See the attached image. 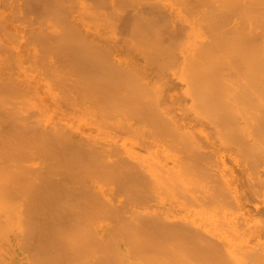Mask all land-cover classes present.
I'll list each match as a JSON object with an SVG mask.
<instances>
[{
    "label": "bare ground",
    "instance_id": "6f19581e",
    "mask_svg": "<svg viewBox=\"0 0 264 264\" xmlns=\"http://www.w3.org/2000/svg\"><path fill=\"white\" fill-rule=\"evenodd\" d=\"M64 1L36 3L45 12L68 9L71 0ZM106 2L107 14L91 1L97 9L90 10L100 11L81 31L77 18L75 28L65 24V9L61 25L49 11L42 20L56 26L47 28L38 15L31 20L55 37L28 29L36 37L23 31L28 38H21L16 25L17 38L1 30L8 36L0 35V264H228L230 254L212 242L192 199L180 204L195 184L189 183L198 161L217 155L228 173L225 139L244 158L249 153L250 173L264 153L259 0ZM202 179L208 201L217 181ZM219 251L227 255L214 263Z\"/></svg>",
    "mask_w": 264,
    "mask_h": 264
},
{
    "label": "rangeland",
    "instance_id": "374dc122",
    "mask_svg": "<svg viewBox=\"0 0 264 264\" xmlns=\"http://www.w3.org/2000/svg\"><path fill=\"white\" fill-rule=\"evenodd\" d=\"M16 1V2H15ZM18 1H19V3H18ZM23 1V2H22ZM66 1V0H65ZM65 1H64V4H65ZM69 0H67V2H66V4L67 5H69L68 3L69 2H71L70 3V6L69 7H71V4H72V2H77L78 0H71V1H69ZM81 1V3H79V6H78V2H77V4H75V3H73V4H75L76 5V7L78 6V8L76 9L77 10V12H74L75 11V8H73L74 6H72L71 7V9H69V7H68V9L67 8H64L65 10H68V11H70V14H69V12L67 11L66 12V15L67 16H71V21H68V19L66 20V17H65V15H63L64 17L62 18V14H65L64 12H63V10H62V8L60 9V7H58V8H55V7H51V8H48V9H44L45 10V12L42 10V11H39V10H41V8H40V6L39 5H37V0H0V22H2V24H4L3 26H0V35H1V30H2V28L3 27H5L4 28V30L5 29H7V30H9V32L11 31V32H15V35H17L16 37H14L13 36V38H17L18 37V33H16V32H18L17 31V28H18V30H20L19 31V33H20V37L23 35V31H25L24 32V35L26 34L27 36L29 35V38H30V36H31V38H33L32 36L33 35H35L34 37H36V33L35 34H32V35H30L31 33H30V31L29 30H32V32L34 33V31H39V30H43V29H45V30H43V31H41L42 32V34L44 33L45 34V32H49V30L51 31L52 29H46V27L47 28H49V26L51 25V23L53 22V20L55 19V17H57V19H58V13H60L58 10H62L61 11V13H60V15L61 16H59V17H61L59 20H55L54 22H57L58 23V21H59V23H58V25L60 24L61 25V23H60V20H62V22H63V19H64V21L66 20L67 21V23H65V22H63V23H65V24H68L69 22L70 23H72L71 24V26L75 23V24H77L76 26H77V30H78V28H80V27H82L83 28V26L84 25H86L88 22H89V24L90 23H92V21L94 22L96 19H92V18H94L97 14H98V12L100 11V9H98V12H97V10H96V12H94L95 11V9L94 10H92L93 9V7H95L96 8V6H94L92 3H91V1H95V4L97 5V8H101V7H98V6H101V4L104 6V8L103 9H105V11H104V13L105 14H107L106 13V11L108 10L109 11V8L110 7H108V9H107V7H105L106 6V4H107V0L106 1H104V2H106V4H104V2H100V0L97 2L96 0H90V2H88V3H86L87 2V0H80ZM83 1V2H82ZM86 1V2H85ZM22 2V3H21ZM35 2V3H34ZM3 3V4H2ZM28 3V4H27ZM99 3H100V5H99ZM18 4V5H17ZM27 6H26V5ZM32 5V7H31V5ZM72 4V5H73ZM90 4H92L93 5V7L91 6V10H90ZM6 5V6H5ZM22 5H23V7H22ZM30 5V6H29ZM37 5V6H36ZM108 5V4H107ZM2 6V7H1ZM21 6V7H20ZM38 6H39V8H38ZM259 22H260V30L261 29H264V22H262V21H264V1L263 0H259ZM34 7V8H33ZM65 7H66V5H65ZM82 7H85V8H82ZM89 7V8H88ZM13 8H15V9H13ZM17 8V9H16ZM25 8V9H24ZM32 8V9H31ZM36 8V9H35ZM54 8L55 9H57L56 10V12L55 11H53L54 10ZM96 8V9H97ZM20 9V10H19ZM74 9V10H73ZM79 9V10H78ZM83 9V10H82ZM15 10V11H14ZM17 10L19 11L18 13H17ZM27 10V11H26ZM33 10H35L36 12L37 11H39L40 13L41 12H44L43 14H44V16H43V14L41 13H39L38 12V14H36V12L35 11H33V12H35V16H31L32 14L31 13H33L32 11ZM46 10H47V12H46ZM88 12H87V11ZM89 10H90V13H89ZM48 11L50 12V14L48 13ZM78 11H79V13H78ZM85 13H84V12ZM93 11V12H92ZM107 11V12H108ZM261 11V12H260ZM3 12V13H2ZM22 12H24L23 13V15H22ZM29 12H30V15H29ZM51 12H52V15H53V20L51 19V18H49L50 20H46L47 22H45V19L46 18H48V17H50L51 16ZM57 14V15H55V13ZM71 12H72V14L73 15H71ZM27 13V14H26ZM76 13V14H75ZM78 13V14H77ZM93 13V14H92ZM97 13V14H96ZM263 13V14H262ZM2 14H5V16L4 15H2ZM16 14V15H15ZM49 14V15H48ZM90 14H92V15H90ZM20 15V16H19ZM26 15H29V16H26ZM36 15H38V19H37V16ZM40 15H41V17H40ZM48 15V17H46ZM78 15V17H75V16H77ZM82 15V16H81ZM91 16V17H89V16ZM10 16V17H9ZM18 16H19V18L22 16V19H20L21 21L22 20H24V18L26 19V20H24V23H23V21H22V23H23V25H22V23L20 22V20H18L19 18H18ZM25 16V17H24ZM46 17V18H44V20H42V18L43 17ZM55 16V17H54ZM6 17V18H5ZM29 17L31 18L30 19V21H29ZM33 17V18H32ZM34 17H35V19H37V21H39V19H40V22L39 23H41L42 21H43V23L45 24V28H41L42 26H44V24H39L38 22L36 23V21H31V20H33L34 19ZM40 17V18H39ZM261 17H262V19L263 20H261ZM13 18V19H12ZM77 18V19H76ZM88 18H91V19H88ZM4 19H8V20H6L7 22H4ZM9 19H12V20H14V21H17V22H12V21H9ZM27 19H28V24H26V21H27ZM72 19H76L75 20V22L74 21H72ZM78 20H79V22H78ZM4 22V23H3ZM21 23V25L20 26H18L17 24H20ZM30 22H31V25L32 24H34V23H36V24H34V26L32 27L31 25H30ZM53 22V25L54 24H57V23H54ZM74 22V23H73ZM80 24H78V23ZM48 23H50V25L48 24ZM82 23H83V26H82ZM1 24V25H2ZM12 24H14V25H12ZM40 26H39V25ZM46 24H48V25H46ZM65 24H63L62 26L63 27H65L66 25ZM15 25H16V27H15ZM25 25H27V29H26V26ZM32 27V29L30 28V26ZM35 25H38V26H35ZM65 25V26H64ZM69 25V24H68ZM66 26L67 28H69V26ZM79 25V26H78ZM25 26V27H24ZM54 26H56V25H54ZM262 26V27H261ZM13 27V28H12ZM63 27H61V29H63ZM72 27H74L75 28V26L73 25ZM41 28V29H40ZM51 28V27H50ZM59 28H60V26H59ZM82 28H80L79 30L81 31L82 30ZM14 29H15V31H14ZM24 29H26V30H24ZM29 29V30H28ZM65 29V28H64ZM48 30V31H47ZM59 30V29H58ZM57 30V32L59 33V31ZM3 31V30H2ZM29 31V32H28ZM54 30H52L50 33H51V35H52V32H53ZM61 31V30H60ZM264 30H261L260 31V33H261V35L262 36H260V44H261V42H262V40H263V42H264V33H262ZM4 33L6 32V30L5 31H3ZM27 32H28V34H27ZM56 32V33H57ZM50 33H48L49 34V36H50ZM53 33H55V31L53 32ZM7 34V33H6ZM10 34H12V33H10ZM41 35L40 34V36H43V37H45V35H48L47 33L45 34V35ZM13 35H14V33H13ZM56 36H57V34H55ZM2 36H4V37H6V36H8V34L7 35H5V34H3L2 33ZM11 36V35H10ZM9 36V37H10ZM27 36H22L21 38H28ZM39 36V35H38ZM49 36H46V37H49ZM53 36V35H52ZM58 36H59V34H58ZM9 37H7V38H9ZM19 37V38H20ZM53 37H55V36H53ZM11 38H12V36H11ZM263 42H262V44H263ZM262 44L260 45V48H262V50H261V54H260V60H261V63H260V65H261V77L262 78H264V70H263V68H264V65L262 66V64L264 63V52H262V51H264V49H263V46H264V44H263V46H262ZM263 59V60H262ZM240 138H241V136H240ZM226 140V145H222L221 143H220V145H221V147H222V153H221V158H222V160L224 161V164H225V166L228 168V173L226 174V175H224L223 174V172H222V170L220 169V167L218 166V160H217V157L219 158V156H215V155H213V158H212V160L210 159V157L212 156L211 154H210V156L209 157H207V161L209 162V163H211L212 161V163L209 165V164H207V166L204 164V163H207V161H206V157L204 158V156L206 155V156H208L209 155V153H204L203 154V159H205V161L206 162H199L198 161V164H197V168H199V169H196V171L199 173H196V175H195V177H196V179H193V178H195L194 176H192V180L193 181H191V183H189V184H192V183H194V181H195V184H196V186H195V184L193 185V187L190 185V187H192V188H190V192L188 193V194H186L185 196H183L182 198H181V206H183V205H185V206H187V204L189 203V204H191L190 205V209L191 210H193L194 211V213L196 214V216L199 218V220H200V223H202L203 225H209V237H211V239H215L214 241H212L210 238V240L212 241V242H215L216 240V242L217 243H219V244H221L222 245V248H223V250H222V248L221 247H218L219 245H217V247H218V249L219 248H221V250L222 251H227V253L228 254H230L229 256V258H231V260H227V261H225V262H228V264H229V262H231V264H232V262L234 263V260H235V263L237 262V264H249L250 263V261L252 262L251 264H255V263H257L258 262V264H261V263H259L260 262V258H259V261H257L256 259H258V256H260L261 258H262V263H263V258L264 257H262L261 255L263 254L264 255V183L263 184H261V186H260V183H262L261 181H263V179H264V170H262V168L263 167H261V166H263L264 165V157L262 156V155H264V153L262 154H260L259 155V157L261 158V160L260 161H255V157L258 155V154H255L256 156L254 157V155L252 156L253 157V159H254V162H253V166H254V169L256 170V171H254V173H253V170H252V173H250L251 172V170L249 169V167L247 166L248 164H249V162H247V164H246V160L248 161L249 159H248V154H246V152H245V155H246V158H244L243 157V152H241L240 154H239V150H237V151H235L234 150V148L233 147H231L230 146V143H229V145H228V142H227V139H225ZM229 140V139H228ZM223 144H225L224 142H223V140L221 141ZM227 145H228V148H227ZM225 148V149H224ZM233 148V149H232ZM230 149V150H229ZM224 150V151H223ZM235 151V152H234ZM228 152V153H227ZM238 152V153H237ZM235 154H237V155H235ZM240 157H239V156ZM199 156L201 157V155H200V153H199ZM223 156V157H222ZM230 156V157H229ZM250 156V155H249ZM214 157H215V160H217L216 162L214 161ZM241 157H243V158H241ZM258 157V156H257ZM209 158V159H208ZM238 158V159H237ZM263 158V159H262ZM240 159V160H239ZM253 159H251L250 158V160H253ZM245 160V161H244ZM257 160H258V158H257ZM204 161V160H203ZM238 161V162H237ZM243 161H244V164H243ZM230 162V163H229ZM252 162H251V164H252ZM216 163V164H215ZM261 163H263V164H261ZM201 164H203V165H201ZM212 164H214V165H212ZM233 164H234V166H233ZM239 164V165H238ZM254 164H256V166H258L259 167V169H257V167L255 168V165ZM258 164V165H257ZM236 165V166H235ZM241 165V166H240ZM250 165V164H249ZM200 166V167H199ZM253 166H251L250 168L251 169H253ZM201 167H203V168H201ZM205 167V168H204ZM208 167V168H207ZM234 167V168H233ZM261 167V168H260ZM204 169V170H203ZM211 169V171H209ZM213 169H215V170H213ZM230 169V170H229ZM247 169V170H246ZM264 169V168H263ZM200 170V171H199ZM208 172H207V171ZM216 170H217V173H218V175H219V177L222 179L221 181H222V184H223V182H224V186L223 185H220L219 183L221 182L219 179V177H217L216 176ZM232 170V171H231ZM247 172H246V171ZM238 171H241V172H239L238 173ZM259 171V172H258ZM262 171H263V173H262ZM203 172V173H202ZM206 172V173H205ZM210 172V173H209ZM255 172L256 173H258V175L256 174L255 175ZM200 173H202L201 175L202 176H200ZM216 173V174H215ZM238 173V174H237ZM245 173V174H244ZM203 174H205L207 177L209 176V178H211V180L213 181V180H215L216 179V181L218 182V180H219V182L217 183L216 181H214V182H216L217 184H219L220 186H222V187H219V185H215V184H213L212 183V186H213V189L214 188H216L214 191L212 190V192H211V196H213V197H211L212 199H210L209 198V202H210V205H209V202L206 200V199H208V198H206V196H205V192H203V191H205L206 190V183L205 182H203ZM211 174V175H210ZM199 175V176H198ZM230 175V176H229ZM211 176H213V177H211ZM246 177V179L244 180V182H243V179ZM258 176H261L263 179L262 180H259V178L260 177H258ZM201 179H200V178ZM230 177V178H229ZM197 178L200 180V182H199V180H197ZM212 178H215V179H212ZM232 178H234V179H232ZM232 179V180H231ZM236 180V181H235ZM202 181V182H201ZM235 181V182H234ZM242 182V183H241ZM255 182H256V184H258L260 187H261V190L259 191V190H257V186L255 185ZM198 183V184H197ZM201 183V184H200ZM205 184V185H204ZM250 184V185H249ZM262 185H263V188H262ZM205 186V187H204ZM217 186V187H216ZM250 186H252V187H250ZM255 186V187H254ZM258 186V187H259ZM201 187V189H199ZM226 189H225V188ZM232 187V188H231ZM220 188H222V189H225V191L227 192V196H230V197H226L227 199H226V201L224 202V197L226 196V192H222V191H224V190H222V189H220ZM234 188H236V189H234ZM245 188V189H244ZM192 189V190H191ZM193 189H195V190H193ZM217 189H219L218 191H217ZM196 190H197V192H196ZM200 190V191H199ZM189 191V190H188ZM255 193H254V192ZM199 192V193H198ZM201 192H203L202 194H200ZM214 192H217L218 194V198H215V194H214ZM220 192V193H219ZM238 192L240 193L239 195H238ZM221 193H222V195H221ZM225 195H224V194ZM258 195H257V194ZM195 194V195H194ZM200 196H199V195ZM219 194H220V196H219ZM229 194V195H228ZM188 195V196H187ZM217 195H216V197H217ZM260 195V196H259ZM187 196V197H186ZM191 196H193V197H191ZM196 196H199L200 197V199L197 197L196 198ZM221 196H223V197H221ZM251 196V197H250ZM184 198V199H183ZM185 198H189V199H192V200H189V199H186L185 200ZM196 200H195V199ZM194 199V200H193ZM199 199V200H198ZM201 199H203V200H201ZM189 200V202H186V201H188ZM198 200V201H197ZM211 200H212V203H211ZM215 200H216V203L215 204H217V205H215L214 204V206H213V203L215 202ZM223 200V201H222ZM231 200V201H230ZM232 200H234V201H232ZM239 200V201H238ZM204 201H206V203H204ZM214 201V202H213ZM219 201V202H218ZM220 201H221V203L223 202L224 204L223 205H225V206H227V207H224L221 203H220ZM227 201H228V203H227ZM194 202V203H193ZM229 202H232V203H229ZM201 203V204H200ZM225 203H227V204H225ZM233 203H235V205L233 204ZM205 204V205H204ZM196 205H198V208L200 209L201 208V206L203 207V208H201L200 209V211H199V209L198 208H196L197 206ZM209 205V206H208ZM256 205V206H255ZM204 206H205V208H204ZM219 207V208H221V209H217V207ZM221 206V207H220ZM228 206H235V207H228ZM184 207V206H183ZM208 207V208H207ZM211 207H212V209H211ZM215 208V209H214ZM202 209H204V210H202ZM208 210V211H206V210ZM195 210H197V211H195ZM203 211V212H202ZM239 212V213H238ZM199 213V214H198ZM219 213V214H218ZM255 213V214H254ZM257 214V215H256ZM247 215V216H246ZM235 216V217H234ZM239 218H238V217ZM222 217V218H221ZM234 217V218H233ZM250 217V218H249ZM236 218H238V224H240V226H241V224H245L246 226H244V225H242V229H239L240 227H238V226H236V225H238L237 224V219ZM253 218V219H252ZM260 219V220H259ZM184 220V219H183ZM182 220V221H183ZM251 220V221H250ZM253 220V221H252ZM216 222H218V225H219V223H220V225H219V227H220V230L218 229V230H216V229H214L213 230V228L210 226V224H212L213 225V223L215 224ZM240 222H243V223H240ZM255 222L257 223V225L258 226H262V227H257V225H254L253 226V224H255ZM224 226V227H223ZM255 226L257 227V229L255 228ZM252 227V228H251ZM223 228H225V230L223 229ZM249 229V231H248V229ZM253 228H255L254 230L255 231H251ZM187 229V228H186ZM189 229V228H188ZM229 231V232H234V234H235V237L234 238H238V239H234L233 237H231L232 236V234H231V236H230V233L229 232H227V230ZM239 229V230H238ZM245 229H247V234L245 233ZM245 233V234H244ZM201 234V233H200ZM203 234V233H202ZM233 234V235H234ZM254 234H256V236L254 235ZM198 235H199V232H198ZM204 235H205V232H204ZM254 235V236H253ZM201 236V235H200ZM237 236V237H236ZM205 237V236H204ZM204 237H203V239H204ZM200 238V237H199ZM189 239V241L191 240L192 241V239H190V238H188ZM206 239H208V238H206ZM199 240H201V238L200 239H198V241ZM223 240V241H222ZM219 241V242H218ZM184 242V241H183ZM186 242V241H185ZM200 242V241H199ZM224 242H227V245L225 244L224 245ZM192 244H193V242H191ZM259 243V244H258ZM262 243V244H261ZM185 243H183V249H185ZM187 245V244H186ZM191 245V244H190ZM190 245H188V247L190 246ZM235 245H237V246H235ZM238 245L241 247H239V249L237 248L238 247ZM227 246V247H226ZM260 247V248H259ZM181 248V249H182ZM186 248H187V246H186ZM236 248H237V250H236ZM182 249V250H183ZM188 249V248H187ZM186 249V250H187ZM194 249V248H193ZM225 249V250H224ZM234 249H235V251H234ZM261 249V250H260ZM190 250L192 251V248H190ZM197 250H199V249H197ZM233 250V251H232ZM247 250V251H246ZM184 252H185V250H183ZM222 251H219V257H218V253H216V259H218L217 261H215V259L213 258L212 259V262H214V263H218V261L219 262H221V260L220 259H222L221 258V256H222V254H220V253H222ZM242 251V252H241ZM251 251V253L253 252V253H256V252H260L261 254H259V255H257V253H256V256H255V254H253L254 256H255V258H254V256H252V254L251 255H249L248 253ZM256 251V252H255ZM189 251H187V253H188ZM200 252V251H199ZM198 252V253H199ZM238 252H239V254H238ZM245 252H246V254H248V256L245 254ZM196 251L193 253V254H195L196 255ZM224 253H226V252H223V254ZM227 253L225 254V255H227ZM240 253H242V254H240ZM211 256H212V254H214V252L212 251L211 253ZM200 256V254H197V256ZM202 255V254H201ZM225 255H223L224 256V259H225ZM245 255L250 259V261H249V259L248 258H245ZM199 256H198V258H199ZM222 256V257H223ZM195 257V256H194ZM254 258V259H251V258ZM196 258V257H195ZM194 258V259H195ZM197 258V259H198ZM203 258H204V260H205V256H203ZM226 259H227V256H226ZM234 259V260H233ZM200 260V259H199ZM214 260V261H213ZM202 261H203V259H202ZM202 261H200V262H202ZM206 261V260H205ZM255 261V262H254ZM222 262H223V260H222ZM249 262V263H248ZM264 264V263H263Z\"/></svg>",
    "mask_w": 264,
    "mask_h": 264
}]
</instances>
